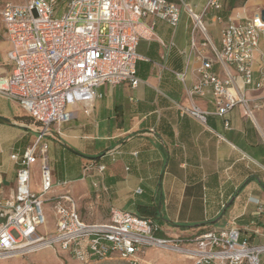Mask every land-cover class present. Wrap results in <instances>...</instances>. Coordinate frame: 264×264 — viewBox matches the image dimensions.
Listing matches in <instances>:
<instances>
[{"label": "crops", "instance_id": "1", "mask_svg": "<svg viewBox=\"0 0 264 264\" xmlns=\"http://www.w3.org/2000/svg\"><path fill=\"white\" fill-rule=\"evenodd\" d=\"M5 1L12 0L0 4ZM168 1L179 7L178 22L171 25L147 16L158 39L137 44L138 84L105 83L97 88L100 96L87 112L84 104H76L68 122L52 125L45 140L53 181H68L55 186L54 192L68 190L82 219L79 205L91 209L93 219L88 222L105 221L111 208L139 215L141 205L154 207V215L143 216L153 217L169 233L205 231L234 220L242 239L264 244V106L249 117L237 105L221 117L213 113L215 98L209 88L187 94L199 82V60L191 40L194 37L199 44L202 36L193 30L183 3L201 14L207 0ZM257 9L264 12V0H232L220 11H209L202 20L212 44L220 46L221 24L214 14L244 22ZM9 48L1 38V75L12 69L5 59ZM211 71L224 75L218 63ZM175 72H184V81ZM252 76L262 85L245 86L244 93L251 103H264V32L253 55ZM176 103L197 106L207 112L205 120L181 114ZM0 118V199H6L15 188L19 168L10 156L32 145L38 124L17 101L2 94ZM89 163H103L105 168L98 171L94 166L86 172ZM32 167L30 187L37 191L39 162ZM260 260L264 264V255Z\"/></svg>", "mask_w": 264, "mask_h": 264}, {"label": "built area", "instance_id": "2", "mask_svg": "<svg viewBox=\"0 0 264 264\" xmlns=\"http://www.w3.org/2000/svg\"><path fill=\"white\" fill-rule=\"evenodd\" d=\"M232 0H207L201 14L189 11L193 30L202 36L191 50L199 65V82L187 94H202L209 88L215 98L214 114L224 117L235 106L251 117L264 103H251L245 86L259 88L254 82L252 61L264 32L262 10L257 9L244 22L212 17L221 24L220 46L215 47L203 23L209 11H220ZM154 15L176 25L179 7L168 0H23L0 4L2 33L9 42L5 59L9 74H0V94L15 100L38 124L37 136L22 154H11L19 163L16 185L9 198L0 199V260L15 252H34L46 242L70 253L82 264L92 258L117 256L127 264H141L148 249L179 252L191 264H261L264 244L254 245L241 238L236 222L214 226L205 231L169 233L151 216L111 208L103 222L81 218L72 194L55 193L48 163V143L52 125L68 122L72 106L84 104L87 112L97 88L105 83L129 82L135 87L136 51L141 39H158L154 24L146 21ZM220 64L224 75L211 71ZM184 81V72H175ZM181 114L188 113L200 121L207 112L197 106L176 103ZM224 127L230 124L224 119ZM219 138H222L218 134ZM39 162V189L30 187L31 167ZM98 171L103 163H89ZM49 220L53 228L46 231ZM45 227L44 233L39 228Z\"/></svg>", "mask_w": 264, "mask_h": 264}, {"label": "rangeland", "instance_id": "3", "mask_svg": "<svg viewBox=\"0 0 264 264\" xmlns=\"http://www.w3.org/2000/svg\"><path fill=\"white\" fill-rule=\"evenodd\" d=\"M22 2L23 0H12ZM31 173H34L31 167ZM80 211L83 219L91 221L93 219L92 210L80 204ZM133 213V212H132ZM50 222V221H49ZM51 225H46V231H50ZM45 227L39 228V232L44 233ZM261 255H264L262 253ZM0 264H80L75 258L65 250L56 245L43 248L38 251L21 254L20 257H10L0 260ZM82 264H127L117 256H111L105 259L92 258ZM141 264H191L184 256L172 250L152 248L146 251L142 257Z\"/></svg>", "mask_w": 264, "mask_h": 264}, {"label": "trees", "instance_id": "4", "mask_svg": "<svg viewBox=\"0 0 264 264\" xmlns=\"http://www.w3.org/2000/svg\"><path fill=\"white\" fill-rule=\"evenodd\" d=\"M1 120V118H0ZM138 212L139 215H154L155 214V209L154 207H149V206H138ZM185 227V226H183Z\"/></svg>", "mask_w": 264, "mask_h": 264}, {"label": "bare ground", "instance_id": "5", "mask_svg": "<svg viewBox=\"0 0 264 264\" xmlns=\"http://www.w3.org/2000/svg\"><path fill=\"white\" fill-rule=\"evenodd\" d=\"M36 247H38V248L35 249V251H38V250H41V249H43V248L49 247V245L46 244V242H44V244H43V243L38 244ZM178 253H179V252H178ZM20 255H21V252H20V251H17V252H15L13 255H11L10 257H20ZM180 255H181V254H180ZM1 260H3V259H1Z\"/></svg>", "mask_w": 264, "mask_h": 264}, {"label": "water", "instance_id": "6", "mask_svg": "<svg viewBox=\"0 0 264 264\" xmlns=\"http://www.w3.org/2000/svg\"><path fill=\"white\" fill-rule=\"evenodd\" d=\"M263 18H264V12H262Z\"/></svg>", "mask_w": 264, "mask_h": 264}]
</instances>
